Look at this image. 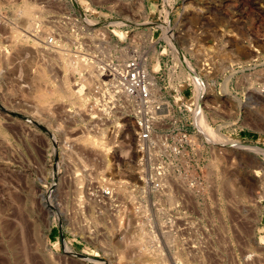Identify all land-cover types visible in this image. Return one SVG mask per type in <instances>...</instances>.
Here are the masks:
<instances>
[{
    "label": "rangeland",
    "instance_id": "374dc122",
    "mask_svg": "<svg viewBox=\"0 0 264 264\" xmlns=\"http://www.w3.org/2000/svg\"><path fill=\"white\" fill-rule=\"evenodd\" d=\"M121 48L151 77L171 60L168 96L174 73L192 83L186 98L195 87L193 118L211 147L191 170L208 175L212 211L190 194L180 209L177 187L164 202L143 190L148 166L122 109L121 125L86 128L88 55ZM184 61L203 83L206 127L264 150V0H0V264H264V153L203 135ZM96 184L118 189L123 207L96 209L85 195Z\"/></svg>",
    "mask_w": 264,
    "mask_h": 264
},
{
    "label": "built area",
    "instance_id": "2783aa9c",
    "mask_svg": "<svg viewBox=\"0 0 264 264\" xmlns=\"http://www.w3.org/2000/svg\"><path fill=\"white\" fill-rule=\"evenodd\" d=\"M47 41L50 44V38ZM121 50L126 51L123 57L120 54ZM130 50L121 48L118 54L108 58L88 55L90 60L95 61L96 77L88 86L83 83L82 114L87 120L86 128L98 131L102 128L107 130L109 125H121L117 123L119 118L122 120L120 110L128 107L134 130L135 153L139 156V162L148 166V171H142L140 178L143 190L158 193L161 201H166L163 193L169 191L171 194L173 187H177V193L181 195V197L177 195L178 202L181 203L180 209L187 207L189 194L195 197L203 195L202 202L206 205L211 192L208 175H194L192 170L195 168H191L192 164L199 166L206 161L207 150L211 147V144L200 135L193 118V110L196 109L195 87L189 90L190 99L186 98L184 94L189 87L186 83L191 81L184 78L178 82L177 79H180L177 77L178 73H174L173 92L171 97L168 96L169 93H166L167 88L164 86L167 77L163 79L162 75L169 70L168 64L171 60L166 58L165 62H162L164 70L159 66L158 72L150 77L144 63L146 59L139 56L136 51ZM176 95L182 97L180 102H175ZM196 136L198 139H195ZM198 170H201L200 166ZM153 172L163 176V186L155 187ZM181 185L184 187V194L179 192L178 187ZM155 190L158 191L154 192ZM85 195L87 201L98 210L99 208L118 210L119 207H123L124 199H117V192L111 186L96 184L89 187ZM159 205L156 204V208ZM212 207L213 205L208 204L207 210L212 211ZM171 220L174 227H192L191 221L186 220L180 224L178 221L181 220L178 218L176 219L178 225L175 218H168L165 222Z\"/></svg>",
    "mask_w": 264,
    "mask_h": 264
},
{
    "label": "bare ground",
    "instance_id": "6f19581e",
    "mask_svg": "<svg viewBox=\"0 0 264 264\" xmlns=\"http://www.w3.org/2000/svg\"><path fill=\"white\" fill-rule=\"evenodd\" d=\"M26 9V8H25ZM25 9L24 10H22V11H25ZM27 10V9H26ZM28 11H30V10H28ZM33 11V10H32ZM31 12V11H30ZM22 15V14H21ZM19 16V15H18ZM33 16V15H32ZM20 21V20H19ZM36 24V23H35ZM23 26H25V25H23ZM40 27V26H39ZM43 31V30H42ZM41 33V32H40ZM14 36H12V38H13ZM15 39V38H14ZM13 39V40H14ZM56 47V49H59V47H60V45H58V44H56V42H55V38H51V48H55ZM16 48V47H15ZM4 53V52H3ZM78 62V61H77ZM83 62V61H82ZM82 62L80 63V62H78V63H80V64H82ZM84 62H86V61H84ZM88 62H90L91 64H95V61L94 60H88ZM76 63V62H75ZM85 64V63H84ZM90 64V65H91ZM184 64H185V61H184ZM87 66H88V64H86ZM186 66H187V68H188V70L190 69V72H191V76H192V78L194 79V83H195V86H196V90H197V101H198V106H199V109H198V112H197V122H198V124L200 125V127H201V130H202V133H203V135L206 137V138H208V140L209 141H216L218 144H220V145H223V144H226V145H228V148L230 147V148H234V149H240V150H245V149H249V150H251V151H256V153L257 152H262V153H264V150L262 149V148H259V147H257L256 145H246V144H244V143H242V142H240V141H236V140H231V139H227V138H225L223 135H219V134H216V133H214L213 131H211L209 128H207L206 127V125H205V118H204V115H203V113H202V111H200V109H201V103H202V96L204 95V91H205V89H204V87H203V83H202V81H201V79L198 77V76H196V73H194L193 72V68L190 66V64H188V63H186L185 64ZM205 65L206 64H204L203 66L204 67H202V68H204V70H206L205 69ZM78 66H80V65H78ZM82 70H84L83 68H85L86 66L85 65H83L82 64ZM85 66V67H84ZM215 67V66H214ZM88 68V67H87ZM90 68V67H89ZM91 68H93L92 66H91ZM40 71V70H39ZM91 71H92V69H91ZM149 74V73H148ZM149 76H150V74H149ZM151 77V76H150ZM45 87V86H44ZM35 96V95H34ZM49 97V96H48ZM177 97V102H180L181 100H182V98L179 96V95H177L176 96ZM42 99V98H41ZM47 100V99H46ZM213 102V101H212ZM128 107H126V108H124V109H122V111H125L127 114H129V110L127 109ZM213 110V109H212ZM128 118L130 119V115L128 116ZM132 122V121H131ZM130 132V131H129ZM128 134V133H127ZM130 134H131V132H130ZM33 136V135H32ZM129 137V136H128ZM153 175H156V179H158V180H160V181H162L163 183H164V178H163V176H161V175H159L158 173H154L153 172ZM221 185V184H220ZM115 186V185H114ZM116 187V186H115ZM114 188V187H113ZM119 188V187H118ZM116 191H118V189H116V188H114ZM162 211H164V209L162 208L161 209ZM160 210V211H161ZM256 255V254H255ZM153 262V261H152Z\"/></svg>",
    "mask_w": 264,
    "mask_h": 264
}]
</instances>
